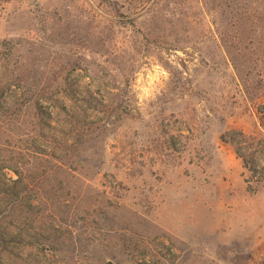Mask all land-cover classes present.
<instances>
[{
	"label": "rangeland",
	"instance_id": "1",
	"mask_svg": "<svg viewBox=\"0 0 264 264\" xmlns=\"http://www.w3.org/2000/svg\"><path fill=\"white\" fill-rule=\"evenodd\" d=\"M0 264H264V0H0Z\"/></svg>",
	"mask_w": 264,
	"mask_h": 264
}]
</instances>
